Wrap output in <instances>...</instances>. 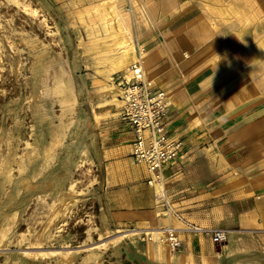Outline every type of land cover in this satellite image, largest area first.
<instances>
[{
	"label": "rangeland",
	"instance_id": "rangeland-1",
	"mask_svg": "<svg viewBox=\"0 0 264 264\" xmlns=\"http://www.w3.org/2000/svg\"><path fill=\"white\" fill-rule=\"evenodd\" d=\"M188 4L200 15L241 22L254 49L264 41V0ZM140 6L0 0V264H175L181 235L211 240L173 214L182 246L172 250L159 238L163 197L157 200L156 183L153 194L141 163L125 152L129 143L112 134L120 84L131 75L118 59L147 53L138 51L133 22Z\"/></svg>",
	"mask_w": 264,
	"mask_h": 264
},
{
	"label": "crops",
	"instance_id": "crops-1",
	"mask_svg": "<svg viewBox=\"0 0 264 264\" xmlns=\"http://www.w3.org/2000/svg\"><path fill=\"white\" fill-rule=\"evenodd\" d=\"M188 1L140 0L137 48L151 62L146 79L169 97V129L186 146L164 172L165 190L185 218L231 237L218 246L185 233L174 263L264 264V60L241 22L200 15ZM113 127L131 146L121 113Z\"/></svg>",
	"mask_w": 264,
	"mask_h": 264
},
{
	"label": "built area",
	"instance_id": "built-area-1",
	"mask_svg": "<svg viewBox=\"0 0 264 264\" xmlns=\"http://www.w3.org/2000/svg\"><path fill=\"white\" fill-rule=\"evenodd\" d=\"M121 118L132 131L131 154L137 163H144L149 170L147 182L153 186L165 181V170L175 163L185 150V142L176 138L169 129L170 100L166 92L149 82L140 62L131 65L129 78L121 81ZM161 204L171 214L181 219L189 230L208 235L212 242L222 246L229 240L230 231L226 228H203L182 218L173 209L170 196L165 190ZM179 232L171 231L166 241L172 250L182 246Z\"/></svg>",
	"mask_w": 264,
	"mask_h": 264
},
{
	"label": "bare ground",
	"instance_id": "bare-ground-1",
	"mask_svg": "<svg viewBox=\"0 0 264 264\" xmlns=\"http://www.w3.org/2000/svg\"><path fill=\"white\" fill-rule=\"evenodd\" d=\"M128 8H126V10H127ZM23 10L24 11H27V10H30V7L28 6V5H24V7H23ZM35 10V9H34ZM143 21V20H142ZM127 23V22H126ZM144 25V24H143ZM123 26V25H122ZM129 46V45H128ZM127 46V47H128ZM134 47V46H133ZM132 48V47H131ZM127 49V48H126ZM122 50V49H121ZM131 50V49H130ZM133 50V49H132ZM144 49H142V51H143ZM123 51H125V50H123ZM122 51V52H123ZM134 52H135V50H134ZM134 52H132V53H134ZM257 52H258V54H260V58H262L263 60H264V42H262L259 46H258V48H257ZM130 53V52H129ZM120 54H121V52H120ZM119 54V55H120ZM122 55V54H121ZM120 55V59H118L119 60V62H118V64H116V66L117 67H119V66H121L122 64H123V66L125 67L124 69H125V73H128V74H131V68H128V64L129 63H135L136 61L137 62H140L141 63V65H142V67H143V69H144V73H145V76H146V74H149L150 72H151V67H150V63H148V59H147V53H141L140 54V56L138 55V56H133V55H131V57H129V58H127V60H125L126 59V57L125 56H121ZM116 57H119V56H116ZM117 59V58H116ZM151 59V58H150ZM125 60V61H124ZM148 60V61H147ZM153 62V61H152ZM113 64H115V62L113 63ZM125 64V65H124ZM132 64V65H133ZM130 67V66H129ZM154 68V67H153ZM116 69V68H115ZM115 86V85H114ZM113 86V87H114ZM114 88H116V87H114ZM112 89V88H111ZM120 95H121V93H120ZM116 99V98H115ZM117 101H118V104H120V103H122V101H121V99H117ZM141 168L146 172V173H149V170H148V168H147V166L144 164V163H141ZM149 175H150V173H149ZM155 190H156V192L158 193V195H157V198L159 199V198H161L163 195H164V190H165V186L163 185V183H162V181L161 182H156V184H155ZM162 202V201H161ZM161 202L158 204L159 206H158V208H157V210H156V214H157V216L159 215L160 217H167L169 214H171V213H169L167 210H165V208L163 207V204H161ZM174 222H175V219L174 218H171V217H169V218H167V220H165L164 221V225L162 226V227H159V228H157V227H155V230H157L156 232H159L158 234H160V236H159V238L160 239H162V237L163 238H165L166 239V235L167 234H169V232H171V231H176V232H180V228H177V227H175L174 226ZM198 229H203L202 227H199L198 226ZM143 230V229H142ZM254 230V229H253ZM126 233V232H125ZM134 233V232H133ZM164 240V239H163ZM163 245H165L164 243H161V246H163ZM166 247V246H165Z\"/></svg>",
	"mask_w": 264,
	"mask_h": 264
}]
</instances>
